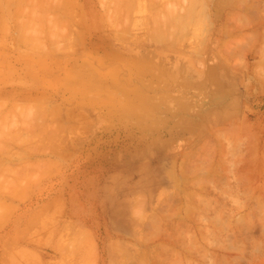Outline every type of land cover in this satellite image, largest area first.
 <instances>
[{"label": "rangeland", "instance_id": "rangeland-1", "mask_svg": "<svg viewBox=\"0 0 264 264\" xmlns=\"http://www.w3.org/2000/svg\"><path fill=\"white\" fill-rule=\"evenodd\" d=\"M5 1L0 0V8L4 9L1 10L3 13L0 11V20L1 17H5L3 18L5 24L0 22V159L2 160L0 161V190H2L0 192L5 190L3 195L0 194L2 198L0 199L2 202H0V264H124L126 263L124 258L129 260L126 264H138L133 258L135 257L138 262L140 251L148 252L147 254L152 251L160 261L163 258L164 263L154 259L160 264H264V59L262 58L264 57V24L261 23V20L264 22V0H247L248 2L242 0L249 6L237 0L240 2H238L240 5L237 3L238 7L242 9L231 7L230 9L229 6H226L227 8L224 6L222 10L219 9L218 15L221 16L219 18L216 10L210 7L213 0H209V6L205 7L206 10L209 9L208 15L206 10L205 13L203 12V15L209 17L203 24L209 23L203 25L202 19L200 24L197 23V28L201 25L198 29L204 31H201L203 35L193 26L198 12L190 23L193 27L187 26V31L183 29L188 33L187 35L185 33L180 36L183 31L173 35L168 34L167 38L172 36L168 43L173 42V37H176L174 40L179 37L184 40L185 36H188L187 41L182 40L185 44L195 38L190 42L194 43L193 47H196V41L205 39L202 41L203 45L197 44L198 48L201 47L199 56L191 53L194 48L190 43L186 45L188 47L185 46L187 49H183L184 44L179 39L178 42L176 40L173 42V47H171L173 43L167 44V40H164L165 42L160 40L166 46L159 43L156 38L154 41L153 33L150 39L149 32L155 27L150 22L154 18L149 20L148 17L149 15L155 17L162 3L163 5L167 3L164 0H156L161 5L159 4L160 7L158 5L157 8L154 6L155 9L143 5L141 0H136L134 3L137 4V9L134 12H132L134 3V7L132 3L129 7L131 10L128 6L124 7L130 10L127 13L130 15L128 17L125 16L127 10L125 12L123 6L119 8L121 3L124 4L123 0H120L117 9L120 10L119 13L116 9L117 12L113 11L114 7L112 8L113 1L119 0H110L111 2L108 0L110 3H106L105 0V3L109 4L105 6L101 4L102 0H66L69 4L72 3L70 5L74 8L81 4L80 8L76 7L75 10L66 2L62 4V6L66 5L63 9L60 6L62 0L60 3L59 0H54L53 3L52 0H43L41 1L43 4L40 3V6L34 8L30 5H33L34 0H26L29 4L23 0L28 7L22 0ZM19 1H22V4H18ZM49 2L52 4L50 5ZM55 2L59 4H56L58 10L54 7ZM174 2L176 7L179 6L178 8L183 6L177 3V0ZM181 3L187 4V2ZM243 3L248 7H244ZM110 4L111 9H108L107 6ZM46 5L54 7L56 10L53 8V11H58L59 15L63 13L64 19L68 18L67 22L64 19L62 21L61 16V18L57 17L56 21L54 12L50 9L48 12L49 7L44 10L46 14L42 15ZM38 7H43L40 8L42 11L38 10ZM106 7L110 15H107V9L104 11ZM115 7L117 8V5ZM59 9L65 12L61 13ZM235 9L239 11L233 12ZM70 11L75 12L73 13L76 17L75 23L70 20L69 14H72L69 13ZM122 11L124 15H120L121 23L124 21L122 19L129 17L130 23L134 21L128 26L129 30L132 29L131 34L128 32L127 24L124 26L126 29L124 27L122 29V26L128 23L127 20L125 19L126 22L121 25L118 19ZM47 12L48 14L53 12V15H50L55 23L51 18L50 21L46 19L48 25L44 23L45 20L43 23L40 22L42 16L47 18ZM112 12L116 18H107L114 16ZM151 12L152 14L147 15ZM1 13L7 14L1 16ZM230 13L235 16H231ZM145 14L146 16L143 17ZM156 14L160 19L158 15H162V12ZM203 15L200 18H203ZM82 17L85 19L82 20ZM131 17L134 20H131ZM142 17L144 20L147 17V21L152 26L148 25L147 21L149 27L143 25ZM10 18L15 19L13 21ZM104 18L119 21L121 27L115 25L114 21L115 26L108 25L110 21ZM59 20L61 21L58 22ZM69 20L74 25H70ZM34 22H37L35 26ZM224 24L230 28L233 26L231 31H235L231 32ZM131 25L136 28H132ZM235 25L241 26L240 30L238 26L235 29ZM51 26L56 28L53 29L55 31ZM139 26L142 27L141 30ZM114 27L115 30L122 29L120 35L123 34L122 37L125 39L130 35L129 40L118 37L119 40L126 41L125 45L124 42L116 39L119 31H114ZM224 27L231 33L226 32ZM17 28L21 31L18 32ZM24 28H28L26 32L22 31ZM34 28L40 31V36L43 34L40 37L43 39H38V31L34 32L35 35L31 34L36 30ZM194 30L202 38L197 39L193 35ZM29 31L33 37L35 36L34 39L38 37L37 42L41 40L40 43L44 45H40L42 49L40 47L36 49L38 47H35L36 40L34 46L32 43L28 47L33 40L26 46L31 38ZM48 31L54 32H50L54 40L57 34L55 43ZM20 32L23 35L27 33L28 38ZM224 32L229 36H224ZM18 33L24 38H18ZM204 33L207 35L205 36ZM59 34L66 38L61 40ZM111 34L116 35L114 37ZM74 37L80 38L82 42L78 40L76 42ZM67 38L70 40L72 38V41L68 39L66 43ZM49 39L52 44L49 43ZM224 39L227 44L230 42L228 40H231L228 45L232 46L231 50L221 42H225ZM175 42L182 47L177 46ZM70 43H74L75 48L71 47ZM155 43H159V46ZM221 45L226 47L231 57L235 56L232 57L233 59L228 58L223 61L220 66L217 63L219 59L217 56L221 55L219 53ZM25 46L27 48H24ZM64 46L66 50L69 46L72 49L68 48V52H63ZM76 46H79V49ZM69 49L77 50L71 52ZM236 60L239 62L238 65L243 60L240 65L242 69L238 67ZM200 62L202 67L199 66ZM234 62L236 65L233 64ZM215 64H219L220 68L215 67ZM219 76L222 80L215 85L214 79L220 78ZM6 95H9L7 96L9 98ZM21 97L24 99L21 100ZM37 98H43L46 107L50 106H48L50 110L47 107L49 113L46 107L45 110L40 108L43 101ZM27 100L32 101L28 103ZM52 105L55 107L53 108ZM56 106H60L56 109V111L60 109L57 113L60 121L53 119L56 117ZM10 107L19 108V111L17 109L13 111ZM20 109L23 110L21 113ZM16 110L18 117L15 114ZM42 110L47 111L46 114L44 112L40 114ZM8 112H11V115L14 112L15 118ZM50 112L55 117L53 115L50 117ZM70 112L72 114L69 115ZM3 115L5 119H1ZM71 115V119L76 123L66 122L68 118L71 120ZM73 115L77 118L81 116L85 122L91 120L88 122V128L81 117V126L73 125L79 124V118L76 120ZM46 116V119L50 117L52 121L46 120ZM62 116L67 118L63 119ZM39 117L44 118L45 121L42 119V122L45 126ZM222 121L225 123L222 124ZM37 124L36 127L39 128L35 127L36 132L32 134L35 131L33 127ZM40 125L44 127L42 129L45 134L38 133L41 130ZM204 126L207 130H204ZM35 133L45 137L41 136L39 140V136L37 137ZM200 135L207 137L203 139ZM230 140L235 146L240 143L238 149L233 148L237 150H234V153L230 152L234 146V143L230 144ZM32 144L33 146H30ZM219 149L225 151V154L230 150L228 154L231 156L224 155V152H221V155L233 159L232 161L224 159L231 162V164L228 162L231 169L228 165L225 168L229 170L221 166L223 160L219 159L221 163L218 164V158H223L219 154ZM205 157H209L206 159H210L208 163L211 162V165L215 162L216 168H212L215 167L213 165L208 166L207 161H204ZM172 158L176 160V164ZM247 160L254 161L253 163L250 161L249 166ZM171 161L174 162V168ZM243 161L247 163L244 166ZM233 162H236V165L235 163L233 165ZM189 163L191 164L188 169ZM192 165L194 169L201 166L200 170L207 166L212 168V171L211 169L201 171L204 172L202 179L207 173L219 174L220 170L225 172H220L225 177L221 174L218 176L213 174L215 177L213 176L214 179L211 181L207 179L211 176L208 174L209 176L205 178L206 181L209 180L207 183L204 184L206 181L203 179V184H200L201 180L199 185L195 184L198 179V177L194 179L197 175L195 171L199 169L190 170L193 169ZM238 165L240 168H237ZM247 167L252 171L250 172ZM168 169L172 171L176 169L173 172H176L174 175H178L176 178L179 181H176L174 175H172L174 182L171 175L170 180L169 177L167 178L172 174ZM239 169H242L241 172ZM167 170L169 174L166 173ZM258 171L260 174L256 176ZM248 173L254 179L253 184L250 182L252 185H248L249 181L243 178ZM201 175H198L199 178ZM240 176L246 183L238 179ZM175 181L179 182V188L174 187ZM242 184L243 186L247 184L249 187L244 188ZM5 193L9 196L4 195ZM139 194H142V197ZM259 194L260 196L263 194V198L259 197V199L257 197ZM192 195L195 196L193 199H191ZM137 203L141 205L135 208L134 204ZM138 208H141L140 211ZM134 209L137 210L136 213ZM140 212H143L144 216ZM137 213L143 218L140 216L137 218ZM133 218H137L138 224L136 220H132ZM140 218L145 223H141ZM153 219L154 223L156 222L154 226L150 223ZM154 260L151 263L157 264Z\"/></svg>", "mask_w": 264, "mask_h": 264}, {"label": "bare ground", "instance_id": "bare-ground-1", "mask_svg": "<svg viewBox=\"0 0 264 264\" xmlns=\"http://www.w3.org/2000/svg\"><path fill=\"white\" fill-rule=\"evenodd\" d=\"M4 1H5V0H4ZM22 1H23V0H22ZM22 1H19L18 4H22V3H21ZM30 1H31V0H30ZM41 1H43V0H40V1H39V0H36V1H35V0H34V3H37V4H34V3H33V5H32V4H30V5H31V7L33 6V8H34V6H37V5L40 6V5H41L40 3L43 4V2H41ZM49 1H50V0H49ZM53 1H54V0H52V3H53ZM60 1H61V0H59L58 3H60ZM102 1H103V2H101V4L104 5V6H105V5H109V4H106V3H110V2H111L110 0H109L110 2H108V0H107V2H106L105 0H102ZM112 1H113V0H112ZM121 1H122V0H121ZM121 1H120V0H119V1H113L114 4H115V5H114V4L112 3V8L114 7V10H113V11L117 12V11H118L117 9L122 8V6H123V10L125 9V10H124L125 12H126V10H127L126 13L124 12V13H125V16L128 17L129 14H127V13H128V11L131 10L129 7L132 6V4H133L134 2H136V0H134L133 2H131L130 0H125V1L123 0L124 4H125L126 6H124V4L121 3ZM141 1L143 2V3H142L143 5H145V6H146V5H149V6H147L148 8H149V7H150V8L152 7L151 9H155L154 6H156V8H157V6L160 4V2H157L158 0H157V1H156V0H146V1L141 0ZM160 1H162V0H160ZM165 1H167V3H166ZM172 1L174 2V1H176V0H171V1H170V0H164V2H165L166 4L164 3V5H163V3H162V7H161V8H158V10H160V11L158 12V10H157L156 13L160 14V12H162V15H161V14L158 15V16L160 17V19L156 16L157 14H156L155 12H153V13H155V17H152V16L150 17V15H149V17H148L149 20H150V18H154L153 21H150V22L153 23V24H154V27H155V28L153 27L154 29L151 30V32H149V33H151V34L148 33L149 35H151V36H150V39L152 38V33H153V37H154L153 40H154V41L158 40L159 43H161V44L164 45V46H166L165 43H163V42H165L164 40H167V41H166L167 44H170V43L172 44L175 40H176V42H178L177 39H179L181 42H182V40H183L182 37H181V38L179 37V38H177V39H175V40H174V38H176V37H173V39H172L173 42L168 43L170 37H172V36L169 35L170 37L167 38L168 34H172V35H173L174 33H175V34H177V33H182V31H183L182 34H179V35L181 36V35H183V34L186 33L184 30L187 31V29H186L187 26H188V27H189V26L191 27V26L193 25V24L190 25V23H191V21H193L196 17H197V18L195 19V20H196V21H195V24L193 25V26H195V28H197V26H198L197 23L200 24V21H201L200 19L203 20V21H201L202 24H203V23H204V20H208L207 17H209V16L206 17V15H203L205 12H206V14H207V11L209 10V9L206 10V8L209 6V4H208V1H209V0H183V1H182V0H177V3H180V5L183 4V6L180 7V8H178L179 6L176 7V5H174V3H176V2L173 3ZM179 1H180V2H179ZM210 1H211V0H210ZM239 1H242V0H239ZM239 1H237V0H215V1H214V0H213V1H212V4H210V7H211L212 9H215V10H216V13H217V15H218V12H220V10H222V9L224 8V6H225V7H226V6H229L228 8L231 7V8H233V9H234V8H239V10H240L241 7H238V5H240V4H239V3H240ZM244 1L248 2L247 0H244ZM244 1H242V2H244ZM5 2H8V3H9V1H5ZM23 2H24V1H23ZM25 2H26V0H25ZM25 2H24V5H26ZM56 2H57V1H56ZM56 2H55V4H54V5H55V6H54L55 8H56V4H58V3H56ZM63 2L65 3L66 0H64V1L62 0V2L60 3V6H62V4H64ZM72 2H73V1H72ZM105 2H106V3H105ZM181 2H187V4H185V3H181ZM238 2H239V3H238ZM242 2H241V3H242ZM246 2H244V3H246ZM26 3H27V2H26ZM49 3H50V2H49ZM52 3H50V5H51ZM66 3H68V2H66ZM78 3H79V2H78ZM104 3H105V4H104ZM120 3H121V5H120ZM131 3H132V4H131ZM137 3H138V2H137ZM168 3H169V4H168ZM237 3H238V5H237ZM244 3H243V5H244ZM1 4H2V3H1ZM5 4H6V3H5ZM5 4H4V5H5ZM27 4H29V2H28ZM68 4H69V3H68ZM70 4H72V3H70ZM70 4H69L68 6H71ZM73 4H75V3H73ZM129 4H131V5H129ZM134 4H135V3H134ZM134 4H133L132 7H134ZM184 4H185L186 6H185ZM246 4H247V3H246ZM246 4L244 5V7H245V6H246V7L249 6L248 4H247L248 6H247ZM44 5H45V4H44ZM58 5H59V4H58ZM58 5H57V7H58ZM76 5H77V2H76ZM80 5H81V4H80ZM80 5H78V6H76V7H79ZM113 5H114V6H113ZM116 5H117V8L115 7ZM119 5H120V6H119ZM136 5H137V4H135V7H134V9H133L132 12H134V10L137 9ZM143 5H142V7H143ZM160 5H161V4H160ZM160 5H159L158 7H160ZM0 6H1V5H0ZM7 6H8V5H7ZM42 6H43V5H42ZM46 6H47V5H46ZM60 6H59V7H60ZM64 6H66V5H63L62 8H63ZM74 6H75V5H74ZM118 6H119V8H118ZM127 6H128V9H130V10L126 9ZM241 6H242V4H241ZM26 7H28V6L26 5ZM31 7H29V8H31ZM44 7H45V6H44ZM48 7H49V6H47V7H45V8H43V7H38V10H40V8H41V9L43 8V13H41V14L43 15V14H46V11L44 12V10L47 9ZM54 7L50 6L47 10L50 9V10L53 11V10L55 9ZM76 7H75V8H76ZM102 7H103V6H102ZM107 7H108V9H111V4H110V6H107ZM107 7L104 8V11H105V9H107ZM109 7H110V8H109ZM124 7H126V8H124ZM205 7H206V8H205ZM4 8H6V7H4ZM8 8H10V7L8 6ZM53 8H54V9H53ZM64 8H66V7H64ZM64 8H63V9H64ZM71 8H73V9L75 10V8H74L73 6H71ZM71 8H67V9H71ZM79 8H80V7H79ZM226 8H227V7H226ZM231 8H230V9H231ZM56 9L58 10V8H56ZM56 9H55V10H56ZM108 9H107L106 13H107V15H108V14L110 15V13H108ZM115 9H116L117 11H116ZM151 9H147V11H149V10H150V11H153V10H151ZM219 9H220V10H219ZM241 9H242V8H241ZM1 10H2V9L0 8V11H1ZM3 10H4V9H3ZM3 10H2V11H3ZM5 10H6V9H5ZM36 10H37V9H36ZM50 10H49L48 12H50ZM59 10H60V9H59ZM71 10H72V9H71ZM79 10H80V9H79ZM96 10H97V9H96ZM205 10H206V11H205ZM218 10H219V11H218ZM239 10H238V11H239ZM2 11H1V12H2ZM40 11H42V10H40ZM62 11H63V10L61 9L60 12L62 13ZM68 11H69V10H68ZM109 11L111 12V10H109ZM119 11H120V10H119ZM119 11H118V13H119ZM204 11H205V12H204ZM238 11H236V9H235V11H233V12L237 13ZM35 12H36V11H35ZM38 12H39V11H38ZM48 12H47V14H48ZM53 12H54V11H53ZM53 12H52V13H53ZM60 12H59V13H60ZM63 12H65V10H64ZM80 12H81V11H80ZM115 12H114V13H115ZM197 12H198V13H197ZM201 12H202V14H200ZM203 12H204V13H203ZM223 12H225V9H224ZM223 12H222V13H223ZM233 12H232V13H233ZM2 13H3V12H2ZM2 13H1V16H4V15L7 14V13L9 14L10 11L7 12V13H4L3 15H2ZM52 13H49L48 16H49L50 14L53 15ZM57 13H58V11L54 12V15H53V16L55 17L54 19H55V20H56V19L58 20V18H61V17H62L61 19H62V21H63V19L65 18V17H64V14L62 13V14L59 15V14H57ZM69 13H72V14H69ZM69 13H68V14H69L70 20L73 21V22L75 23V19H76V17H74V14H73V13H75V12H71V11H70ZM77 13H78V12H76V14H77ZM81 13H82V12H81ZM118 13H115V14H118ZM130 13H131V12H130ZM195 13H197V16H196V17H195ZM56 14L59 15V16H57ZM104 14H105V13H104ZM111 14H113V12H112ZM148 14H152V12H151V13H147V15H148ZM198 14H200V15H198ZM230 14H231V13H230ZM51 15L49 16V18H48V16H46L47 18H45V17L42 16V17H41L42 20L40 19L41 21H40V20H39V21H40L41 23H43V20H45L44 23L46 22V24L48 25L47 21H48V20L50 21V18L52 19V16H51ZM55 15H56V16H55ZM62 15H63V16H62ZM84 15H85V14H84ZM105 15H106V14H105ZM113 15H114V14H113ZM120 15H122V16L124 15V14H123V11H122V14H119L118 16H120ZM132 15H133V13H131V16H132ZM153 15H154V14H153ZM201 15L204 16V17L202 16L204 19H203V18H200ZM207 15H208V14H207ZM223 15H224V14H223ZM228 15H229V14H228ZM232 15L235 16V14H231V16H232ZM44 16H45V15H44ZM60 16H61V17H60ZM65 16H66V13H65ZM72 16H73V18H72ZM75 16H76V15H75ZM114 16H115V17H114ZM114 16H113V17H107V18H113V19H114V18H116V15H114ZM125 16H124V17H125ZM129 16H130V15H129ZM145 16H146V14H145L143 17H145ZM193 16H194L195 18H194ZM9 17H10V15H9ZM57 17H58V18H57ZM67 17H68V16H67ZM78 17H79V16H78ZM84 17H85V16H84ZM84 17H82V20L85 19ZM132 17H134V16H132ZM132 17H131V20H134ZM136 17H137V16H136ZM143 17H142V19H143ZM211 17H212V16H211ZM219 17H221V16L218 15V18H219ZM1 18H2V20H0V22H1V21L3 22V21H4L3 18H5V17H1ZM71 18H72L73 20H72ZM74 18H75V19H74ZM80 18H81V17H80ZM83 18H84V19H83ZM117 18H118V17H117ZM120 18H121V16H120L118 19H119V21H120V24L122 25V24H124V21H125L126 18L122 19V20H124V21H122V23H121V19H120ZM205 18H206V19H205ZM230 18H231V17H230ZM230 18H229V19H230ZM232 18H233V17H232ZM8 19H9V18H8ZM10 19H11V18H10ZM12 19H13V21H14L15 18H12ZM12 19H11V20H12ZM16 19H17V18H16ZM46 19H47V21H46ZM67 19H68V18H67ZM67 19H66V20L64 19V20L67 22ZM104 19H106V18H104ZM113 19H112L111 21H110V19H106V20H108V22H109V21L111 22V24H110V22H109L108 25H114V23H115V25H119L118 27L120 28L121 26H120V24H119V21L116 22L117 20L115 21V20H113ZM129 19H130V17H129L128 19H126L128 23H125V24L122 26V29H123V27H124L126 24H127L126 27L128 28V26H129L131 23L134 22V21H132V22L130 23V22L128 21ZM197 19L199 20V22H198ZM216 19H217V18H216ZM5 20H7V18H6ZM57 20H56V21H57ZM70 20H69V21H70ZM80 20H81V19H80ZM106 20H105V21H106ZM217 20H218V19H217ZM15 21H16V20H15ZM52 21L55 23V21H54L53 19H52ZM60 21H61V20H59L58 22H60ZM71 21H70V25H71V24L74 25ZM113 21H114V23H113ZM140 21H141V20H139L138 22L140 23ZM143 21L145 22V23L142 22L143 25L145 24V25L147 26V24H146L147 17H146L145 20L143 19ZM214 21H215V19H214ZM2 22H1V23H2ZM4 22H5V21H4ZM4 22H3V23H4ZM6 22L8 23V20H7ZM9 22H10V21H9ZM16 22H17V21H16ZM40 22H38V23L40 24ZM125 22H126V21H125ZM138 22H137V23H138ZM212 22H213V18H212ZM234 22H235V21H234ZM237 22H238V21H237ZM3 23H2V24H3ZM34 23H35V24H34V26H35L37 22H34ZM54 23H53V27H54ZM112 23H113V24H112ZM117 23H118V24H117ZM137 23H135V25H137ZM147 23H148V25H150V23H149L148 21H147ZM207 23H209V22H207ZM207 23L205 22L206 25H207ZM215 23H216V22H215ZM225 23H226V22H225ZM227 23H228V22H227ZM238 23H239V22H238ZM238 23H237V24H238ZM261 23L264 24L263 20H261ZM261 23H260V24H261ZM4 24H5V23H4ZM46 24H45V25H46ZM49 24H50V23H49ZM56 24H57V22H56ZM205 24H203V25H205ZM234 24H235V23H234ZM234 24H232V25H234ZM0 25H1V24H0ZM37 25H38V24H37ZM50 25H51V24H50ZM50 25H49V26H50ZM115 25H114V26H115ZM132 25H134V24H132ZM132 25H131V26H132ZM143 25L141 24V26H143ZM224 25H225V27H228L227 24H224ZM232 25H231V26H232ZM65 26H66V25H65ZM131 26H130V28H131ZM141 26H139V29H140ZM150 26H152V24H151ZM193 26H192V27H193ZM237 26L239 27V29H238V28H237V29L240 30L241 26H239V25H237ZM237 26L235 25L234 28L236 29ZM53 27L51 26L52 30H53V29H56V28H53ZM106 27H107V25H106ZM118 27H117V28H118ZM126 27H124V28L126 29ZM133 27L136 28V26H132V28H133ZM143 27H144V26H143ZM148 27H149V26H147V28H148ZM202 27H203V26H202ZM209 27H210V26H209ZM211 27H212V25H211ZM225 27H224V29L226 30ZM232 27H233V26H232ZM232 27H231V28H232ZM51 28H50V29H51ZM62 28H63V27H62ZM62 28H61V29H62ZM137 28H138V27H137ZM141 28H142V27H141ZM145 28H146V27H145ZM145 28H143V29H145ZM198 28H201V25H200ZM198 28H197V29H198ZM229 28H230V27H228V29H229ZM231 28L229 29L230 31H231ZM243 28H244V26H243ZM17 29H18V32L21 31L20 28H17ZM26 29H28V28H26ZM26 29L24 28V30H22V31H23V32H24V31L26 32ZM34 29H36V30L33 31V32H31L32 35H33L34 32H37V31H38L37 28H34ZM122 29H121V30H122ZM139 29H138V30H139ZM149 29H152V28H149ZM183 29H184V30H183ZM188 29H190V28H188ZM193 29H194V28H193ZM197 29H195V30H197ZM224 29H223V30H224ZM228 29L226 30V32L228 31ZM232 29H233V28H232ZM8 30H9V29H8ZM48 30H49V29H48ZM63 30H64V28H63ZM121 30H119V29L115 30V27H114V31H119V35H118V33H117L118 36H116V39H118V37L121 36V38H124V40H129V36H130V35H128V37H126L127 39H125V37H122V36H123L122 33H121L122 35H120V31H121ZM128 30H129V28H128ZM140 30H141V29H140ZM171 30H172V31H171ZM190 30H192V28H191ZM195 30H194L193 32H195ZM206 30H209V29L206 28ZM53 31H55V30H53ZM53 31H50V32H53ZM78 31H80V30H78ZM114 31H112V33H113ZM123 31H127V30H123ZM131 31H132V29L129 30L128 32L130 33ZM133 31H134V30H133ZM146 31H148V30H146ZM152 31H153V32H152ZM201 31H203V30H202V29H201V30L198 29V32H199L200 34H202ZM230 31H228L229 34H230L231 32H233V31H235V30H233V31H231V32H230ZM48 32H49V31H48ZM50 32H49V34H50ZM80 32H81V31H80ZM80 32H78V33H80ZM188 32H189V30H188ZM198 32L196 31L195 33H193V35H195V37H197V39H200V38H202V36H199V35H198ZM203 32H204V31H203ZM205 32H206V31H205ZM20 33H21V35H23L22 32H20ZM20 33H18V38H21ZM28 33H29V35H31V34H30V31H29ZM37 33L39 34L40 31H38ZM37 33H36V34H37ZM53 33H54V32H53ZM55 33H56V32H55ZM115 33H116V32H115ZM125 33H126V32H125ZM132 33H133V32H132ZM206 33H207V32H206ZM224 33H225V32H224ZM62 34H63V33H62ZM130 34H131V33H130ZM187 34H188V33H186L185 35H187ZM207 34H208V33H207ZM207 34H206V35H207ZM229 34H226V33H225L224 36H225V35H226V36H227V35L229 36ZM12 35H13V34H12ZM19 35H20V37H19ZM32 35L29 36V38H30V37H31V38H30V40L27 41V45H26V44H24V45L28 46V42L31 41V40H33V42H31V44H30L28 47H30V46L32 45V43H33V46H34L35 40H36V42H37L38 39H43V38H40V37L43 36V34H41V36H40V34H39V38L36 37V38H38V39H36V38L34 39L35 36L33 37ZM34 35H35V33H34ZM51 35H52V34H50V36H51ZM67 35H70V34H67ZM82 35H83V34L81 33L80 36H82ZM111 35L115 37L116 34H114V35L111 34ZM125 35H126V34H125ZM125 35H124V36H125ZM196 35H197V36H196ZM202 35H203V34H202ZM204 35H205V33H204ZM206 35H205V36H206ZM217 35H218V34H217ZM222 35H223V34H222ZM14 36H15V35H14ZM23 36H24V37L26 36L25 38H28V34H27V33H26V35L24 34ZM52 36H53V35H52ZM52 36H51V39H52V40L54 41V43H55V42L57 41V39H56L57 34H55V36H56V37H55V40L52 38ZM60 36H61L62 38H61ZM126 36H127V35H126ZM136 36H137V35H136ZM174 36H177V35H174ZM198 36H199V37H198ZM15 37H17V35H16ZM24 37H22L21 39H23ZM32 37H33V39H32ZM59 37L61 38V40L66 38V36H65V38H63V35H61V34H59ZM185 37H186V39L188 40V36H185ZM222 37H223V36H222ZM18 38H17V39H18ZM47 38H50V37H47ZM57 38H58V37H57ZM72 38H73V37H72ZM72 38H71V40H70V38H67V39H66V40H67L66 43H68V39H69L70 41H72ZM74 38H75V37H74ZM112 38H113V37H112ZM130 38L132 39L133 37H130ZM155 38H156V40H155ZM164 38H165V39H164ZM166 38H167V39H166ZM203 38H204V36H203ZM15 39H16V38H15ZM21 39H18V40H21ZM51 39H49V40H50L49 43H51ZM75 39H76V42H77V40H78V41H81L80 38L77 39V37H76ZM79 39H80V40H79ZM110 39H111V37H110ZM116 39L114 38V40H116ZM119 39H120V38H119ZM119 39H118V40H119ZM135 39H136V38H135ZM135 39H133V40H135ZM137 39H138V38H137ZM150 39H149V40H150ZM186 39L184 38L183 41H185ZM194 39H195V38H194ZM194 39H192V40H194ZM197 39H196V40H197ZM46 40H47V39H46ZM61 40H60V42H61ZM124 40L121 39V40H119V41L124 42ZM160 40H163V42H162V41L160 42ZM170 40H171V39H170ZM187 40H186V41H187ZM192 40H191L190 42H192ZM222 40H223V39H222ZM224 40H225V39H224ZM13 41H15V40H13ZM53 41H52V42H53ZM58 41H59V40H58ZM70 41H69V42H70ZM73 41H74V39H73ZM116 41H117V40H116ZM119 41H117V42H119ZM180 41H179V43H180ZM199 41H200V40H199ZM202 41H205V39H203V40L201 39L200 42H197V41H196V43H197V44L200 43L201 45H203L204 42H203V44H202ZM220 41H221V40H220ZM228 41H230L229 43H231V40H228ZM228 41H227V42H228ZM16 42H17V41H16ZM25 42H26V41L24 40V43H25ZM40 42H41V40H40L39 42H37V45L35 44V47L38 46L36 49H38V48L40 47V45H42ZM63 42H64V41H63ZM76 42H75V43H76ZM81 42H82V41H81ZM125 42H126V41H125ZM125 42L123 43L124 45H125ZM149 42H150V41H149ZM152 42H153V41H152ZM176 42H175V43H176ZM190 42H189V43H190ZM193 42H194V41H193ZM221 42H222V43H225L224 46H226V47L229 45V43H228V44L226 43V40H225V42H224V41H221ZM20 43H21V42H20ZM42 43H43V41H42ZM47 43H48V42H47ZM49 43H48V44H49ZM57 43H58V42H57ZM57 43L54 44V45L56 46ZM119 43H120V42H119ZM127 43H128V42H127ZM159 43H157V44L155 43V44H156L157 46H159V45H158ZM189 43H187V44L189 45ZM196 43H195V44H196ZM38 44H39V45H38ZM44 44H45V43H44ZM51 44H52V43H51ZM51 44H50V46H51ZM61 44H62V43H61ZM64 44H65V42H64ZM70 44H72V46L70 45L71 47L75 48V45L73 46L74 43H70ZM79 44H80V42H79ZM152 44H153V43H152ZM176 44H177V46H181L182 44H184V45H183V46H184L183 49L186 48V47H188V46H186L187 44H185V42H184V43L182 42V44L180 43L181 45H180V44L178 45V43H176ZM190 44H191V43H190ZM192 44L194 45V43H192ZM192 44H191V45H192ZM197 44H196V47H197L198 45L200 46V44H198V45H197ZM226 44H227V45H226ZM67 45H68V44H67ZM76 45H77V43H76ZM150 45H151V43H150ZM173 45H174V43L172 44V46H171V45H168V46L173 47ZM193 45H192L191 47L194 48V49L191 51V53H193V54L199 56V54H200V52H201V47H199V48L197 47V48H196V47H193ZM26 46H25L24 48H27ZM33 46H32V47H33ZM42 46H44V45H42ZM42 46H41V47H42ZM57 46L59 47V43H58ZM70 46H69V47L66 46V47H67V50H68V48H70ZM84 46H85V45H84ZM145 46H146V45H145ZM164 46H162V47L164 48ZM175 46H176V45H175ZM175 46H174V47H175ZM177 46H176V48H177ZM185 46H186V47H185ZM194 46H195V45H194ZM221 46H222V48H221ZM221 46H219V47H220V49H219V53H221V55H218V56H217V59H218V57H219V59H218V62L216 61L217 63L220 64V66H221V63H222L223 61H226L228 58L233 59V58H234L233 56H235V55H233V56H232L233 58H232V57L229 55V51L227 52V50L225 49L226 47H224L223 45H221ZM35 47H33V48H35ZM41 47H40V48H41ZM76 47H77V46H76ZM78 47H79V46H78ZM78 47H77V49H79ZM149 47H150V46H149ZM181 47H182V46H181ZM189 47H190V46H189ZM230 47H232V46H230ZM230 47L228 46L227 48H228L229 50H231ZM40 48H39V49H40ZM43 48H44V47H43ZM56 48H57V47H56ZM152 48H153V47H152ZM152 48H151V49H152ZM159 48H161V47H159ZM166 48H167V47H166ZM179 48H180V47H179ZM41 49H42V48H41ZM64 49H65V46H64ZM70 49H72V48H70ZM70 49H69V50H70ZM77 49H73L72 51L77 50ZM125 49H126V48H125ZM137 49H138V48H137ZM141 49H142V48H141ZM155 49H156V48H155ZM157 49H158V47H157ZM186 49H187V48H186ZM186 49H185V50H186ZM67 50L65 49V50H63V52H68ZM130 50H131V49H130ZM162 50H163V49H162ZM169 50H170V49H169ZM169 50H168V51H169ZM172 50H173V48H172ZM185 50H184V51H185ZM189 50H190V48H189ZM210 50H211V49H210ZM217 50H218V49H217ZM70 51H71V50H70ZM72 51H71V52H72ZM140 51H141V50H140ZM187 51H188V50H187ZM187 51H185V52H187ZM206 51H207V49H206ZM122 52H123V51H122ZM148 52H149V51H148ZM162 52H163V51H162ZM165 52H166V51H165ZM176 52H177V51H176ZM188 52H189V51H188ZM207 52H208V51H207ZM230 52H231V51H230ZM160 53H161V52H160ZM191 53H190V54H191ZM215 53L217 54V52H215ZM147 54H148V53H147ZM216 54H215V55H216ZM185 55H186V54H185ZM187 55H188V53H187ZM147 56H148V55H147ZM162 56H163V55H162ZM197 56H196V57H197ZM134 57H136V56H134ZM188 57H189V55H188ZM160 58H161V57H160ZM262 58L264 59V57H262ZM151 59H152V58H151ZM191 59L193 60V58H190V60H191ZM195 59H196V58H195ZM197 59H198V58H197ZM202 59H203V58H202ZM263 59H261V60L263 61ZM180 60H181V59H180ZM198 60H200V59H198ZM142 61H143V60H142ZM177 61H178V60H177ZM196 61H197V60H196ZM230 61H231V60H230ZM230 61H229V62H230ZM236 61H237V60H236ZM241 61L243 62V60H241ZM241 61H240V62H241ZM245 61H246V60H245ZM145 62H146V61H145ZM164 62H165V61H164ZM189 62H190V61H189ZM198 62H199V61H198ZM231 62H232V61H231ZM242 62L240 63V65L242 64ZM138 63H139V62H138ZM148 63H149V62H148ZM175 63H176V61H175ZM181 63H182V62H181ZM224 63H225V62H224ZM238 63H239V62L237 61V65H238ZM245 63H246V62H245ZM197 64H199V63H197ZM219 64H215V65H216L215 67H219ZM231 64H232V63H231ZM233 64L236 65L235 62H234ZM243 64H244V63H243ZM145 65H146V64H145ZM147 65H148V64H147ZM200 65H202V62H200L199 66H200ZM222 65H223V64H222ZM240 65H238V67H239ZM181 66H182V65H181ZM183 66H184V65H183ZM187 66H188V65H187ZM189 66H191V65L189 64ZM232 66H233V65H231V67H232ZM244 66H245V64H244ZM143 67H144V66H143ZM200 67H202V66H200ZM215 67H213V68H215ZM139 68H140V67H139ZM181 68H182V67H181ZM190 68H191V67H190ZM219 68H220V67H219ZM233 68H234V67H233ZM236 68H237V66H236ZM239 68H241V66H240ZM142 69H143V68H142ZM182 69H185V68H182ZM182 69H181V70H182ZM186 69H187V68H186ZM241 69H242V68H241ZM206 70H207V69H206ZM227 70L229 71V69H227ZM230 70H231V68H230ZM182 71H183V70H182ZM160 72H161V71H160ZM171 72H172V71H171ZM173 72H174V71H173ZM177 72H178V71H177ZM179 72H180V71H179ZM208 72H209V71H208ZM153 73H154V72H153ZM209 73H210V72H209ZM213 73H214V72H213ZM174 74H176V73H174ZM174 74H172V76H173ZM177 74H179V73H177ZM220 74H221V73H220ZM183 76H184V75H183ZM217 77H218V76H217ZM217 77L214 79V81L216 82L215 85H217V83L219 84L220 81L222 80V78H221L220 76H219L220 78H217ZM222 77H223V76H222ZM263 77H264V75H263ZM190 78H191V77H190ZM212 78H213V77H212ZM234 78H235V77H234ZM263 80H264V78H263ZM12 82H13V80H12ZM25 82H26V81H25ZM16 83H17V82H16ZM16 83H15V84H16ZM243 83H244V82H243ZM243 83H242V84H243ZM245 83H247V82H245ZM26 84H27V83H26ZM30 84H31V83H30ZM198 84H199V83H198ZM236 84H237V83H236ZM23 85H24V84H23ZM238 85H239V84H238ZM240 85H241V84H240ZM244 85H245V84H244ZM246 85H247V84H246ZM219 86H220V85H219ZM17 88H18V86H17ZM245 88H246V86H245ZM215 89H216V88H215ZM3 91H4V90H3ZM3 91H2V92H3ZM5 91H6V90H5ZM13 92H15V91H13ZM17 92H18V90H17ZM4 93H5V92H4ZM31 93H32V92H31ZM1 94H2V93H1ZM25 94H26V93H25ZM27 95H28V94H27ZM30 95H31V94H30ZM238 95H239V94H238ZM7 96H9V95H6V97H7ZM10 96H11V98H12V95H10ZM13 96H15V95H13ZM18 96H19V95H18ZM32 96H33V95H32ZM2 98L4 99V97H2ZM7 98H9V97H7ZM11 98H10V100H12ZM22 98L24 99V97H21V100H23ZM32 98H34V97H32ZM32 98H31V99H32ZM13 99H14V97H13ZM37 99H38V98H37ZM39 99H40V98H39ZM39 99H38V100H39ZM42 99H43V98H42ZM42 99H40V100H42ZM0 100H1V99H0ZM15 100H16V99H15ZM17 100H18V99H17ZM19 100H20V99H19ZM29 100H30V99H29ZM29 100H27L26 102H28ZM32 100H33V99H32ZM32 100H31V101H32ZM35 100H36V99H35ZM46 100L49 102L48 99H46ZM46 100H45V101H46ZM229 100H230V99H229ZM31 101H30V102H31ZM42 101H43V102H42ZM42 101H41V102H42L43 104H41L40 108H41V109L43 108V110L46 109V110L48 111L47 107H48L49 105L46 107L47 104H44V100H42ZM30 102H28V103H30ZM36 102H37V101H36ZM9 103H10V101H9ZM45 103H47V102H45ZM49 103L51 104V102H49ZM7 104H8V103H7ZM7 104H6V105H7ZM39 104H40V103H39ZM9 105H10V104H9ZM15 105H17V103H16ZM27 105H28V104H27ZM43 105H45V106H43ZM30 106H31V105H30ZM53 106H54V105H52V107H53ZM34 107H35V106H34ZM44 107H46V108L44 109ZM49 107H50V106H49ZM49 107H48V108H49ZM52 107H51V108H52ZM54 107H55V106H54ZM54 107H53V108H54ZM57 107L60 108V106H56L55 111H56ZM7 108H8V107H7ZM10 108H12V107H10ZM30 108H31V110H32L33 106L30 107ZM30 108H27V109L30 110ZM35 108H36V110L38 111L37 107H35ZM40 108H39V109H40ZM61 108H62V107H61ZM0 109H1V107H0ZM4 109H5V108H4ZM12 109H13V111H15V109H17V108H16V107H13ZM12 109H11V110H12ZM17 110L19 111V108H18ZM17 110H16V112H17ZM43 110L40 111V114H43V112H44ZM49 110H50V108H49ZM59 110H60V109H58V111H59ZM72 110H73V109H72ZM77 110H78V109H77ZM1 111H2V110H1ZM9 111H10V110H9ZM21 111H23V110L20 109V113H21ZM47 111H46V112H47ZM52 111H53V109H52ZM55 111H54V112H55ZM58 111L55 112V113H56V114H55L56 117H55L51 112H50V113H51V116H50L49 114H48V115H49L50 117H52V115H53V117H55V118H53V119H55V121H57V119H58V118H57V115H58L57 113H59ZM82 111H83V110H82ZM82 111H81V112H82ZM11 112H12V111H11ZM11 112H10V113H11ZM41 112H42V113H41ZM46 112H44V113L46 114ZM54 112H53V113H54ZM79 112H80V111H79ZM6 113H7V112H6ZM6 113H5V115H6ZM8 113H9V112H8ZM10 113H9V115H11ZM13 113H14V112H13ZM13 113H12L11 116H13V115L16 116V115H17V117H18V112L15 113L16 115L13 114ZM48 113H49V111H48ZM74 113H75V112H74ZM45 114H44V116H45ZM65 114H66V113H65ZM65 114H64V115H65ZM70 114H72V113L70 112L69 115H70ZM76 114H77V113H76ZM216 114L220 115L219 113H216ZM79 115H81V114L79 113ZM79 115H77V116H79ZM84 115H85V114H84ZM218 115H217V117H218V119H219V116H218ZM0 116H1V112H0ZM11 116H10V117H11ZM14 116H13V117H14ZM40 116H41V115H40ZM44 116H43V117H44ZM49 116H48V117H49ZM59 116H61V115H59ZM59 116H58V117H59ZM67 116H68V115H67ZM67 116H66V117L64 116V117L67 118ZM73 116H74V119L77 118L75 115H73ZM82 116H83V114H82ZM7 117H9V116L7 115ZM43 117H42V119L44 120ZM50 117H49V118H50ZM64 117L62 116L63 119H65ZM68 117H69V116H68ZM71 117H72V115L70 116V119H71ZM75 117H76V118H75ZM80 117H81V116H80ZM80 117H78L79 120H78V118L76 119V120L79 121V122L77 121L79 124H73V125H80V122H81ZM234 117H236V116H234ZM234 117H233V118H234ZM14 118H15V117H14ZM14 118H12V119H14ZM39 118H40L39 120L42 122L41 117H39ZM46 118H47V116L45 117V119H46ZM49 118L46 119V120H50ZM62 118H61V120H62ZM83 118H84V117H83ZM87 118H88V117H87ZM87 118H85V119H87ZM211 118H212V117H211ZM1 119H5V118H4V115L2 116ZM9 119H10V118H9ZM9 119H8V120H9ZM59 119H60V118H59ZM59 119H58V121H60ZM81 119H82V117H81ZM238 119H240V118L238 117ZM238 119H237V120H238ZM6 120H7V119H6ZM8 120H7V121H8ZM68 120H69V118H68ZM68 120L66 121V122H68V123H69L70 121H74V122H75V120H72V119L69 120V121H68ZM209 120H210V119H209ZM209 120H208V122H209ZM213 120H214V119H213ZM230 120H231V119H230ZM235 120H236V119H235ZM35 121H36V120H35ZM44 121H45V120H44ZM50 121H52V120H50ZM64 121H65V120H64ZM82 121L85 122L84 119H82ZM89 121H91V120H89ZM89 121L86 120V122H85V123H87V124H85L86 128H88L87 125L89 126V123H88ZM37 122H38V120H37ZM48 122H49V121H48ZM84 122H83V123H84ZM231 122H232V123H235V122H233V121H231ZM4 123H5V122H4ZM34 123H35V122H34ZM45 123H46V122H45ZM72 123H73V122H72ZM75 123H76V122H75ZM223 123H225V122L222 121V124H223ZM42 124L44 125V122H42ZM208 124H209V123H208ZM214 124H216V122H215ZM230 124H231V123H230ZM36 126H38V124L35 125L33 128L35 129ZM40 126H41V130L43 131L44 129H42V128H44V127H42V125H40ZM44 126H45V125H44ZM80 126H81V125H80ZM83 126H84V125H83ZM83 126H82V127H83ZM215 126H216V125H215ZM218 126H219V125H218ZM75 127H76V126H75ZM206 127H207V126H206ZM222 127H223V126H222ZM36 128H39V127H36ZM77 128H78V127H77ZM79 128H80V127H79ZM79 128H78V130H81V129H79ZM207 128H208V127H207ZM211 128H212V127H211ZM216 128H217V127H216ZM216 128H214V129H216ZM31 129H32V128H31ZM34 129H33V130H34ZM212 129H213V128H212ZM224 129H225V128H224ZM26 130H27V129H26ZM39 130H40V129H39ZM39 130L37 129V131H39ZM41 130H40V132H38L39 134L44 133V131L42 132ZM82 130H83V128H82ZM204 130H207V129H205V126H204ZM204 130H202V131H204ZM210 130H211V129H210ZM217 130H219V129H217ZM217 130H215V131L213 130V131L216 132ZM83 131H84V130H83ZM30 132H31V130H30ZM30 132H29V133H30ZM34 132H36V129H35V131L32 132V134H33ZM78 132L80 133V131H78ZM85 132H86V131H85ZM85 132H84V133H85ZM204 132H205V131H204ZM204 132H203V133H204ZM74 133H76V132H74ZM81 133H82V132H81ZM206 133H207V132H206ZM32 134L30 133L31 136H32ZM39 134H36V133H35V135H36L37 137L39 136V140H40V137L43 136V135H39ZM44 134H45V133H44ZM75 135H76V134H75ZM77 135H78V133H77ZM77 135H76V136H77ZM203 135H204V134H203ZM203 135H200L201 137H203V139H204L205 137H207V136H203ZM206 135H207V134H206ZM82 136H84V135H82ZM43 137H45V136H43ZM79 137H80V136H79ZM18 138H19V137H17V139H18ZM42 139H43V138H42ZM205 140H207V138H206ZM205 140H204V141H205ZM43 141H44V139H43ZM231 141H232V140H230V144H231V143H234V142H231ZM230 144H229V145H230ZM236 144H237V143H236ZM239 144H240V143H239ZM239 144H237V146H235V143H234V146L232 147V149L235 148V147H236V149H238V145H239ZM249 144H250V143H249ZM249 144H248V145H249ZM34 145H35V144H34ZM248 145H247V147H248ZM30 146H33V144L30 145ZM230 146H231V145H230ZM239 147H240V145H239ZM256 147H257V146H256ZM209 148H210V147H209ZM229 148H230V147H229ZM236 149H233L232 151H230V150H231V148H230L229 151L234 153V150L237 151ZM219 150H220V152H219L220 155L224 152V153H223L224 155H230V156H231V154H228L229 151H228V153L225 154V151H222L221 149H219ZM245 150L247 151V149H245ZM250 151H251V150H250ZM252 151H253V149H252ZM257 151H258V150H257ZM214 152H216V151H214ZM217 152H218V151H217ZM221 152H222V153H221ZM255 152H256V151H255ZM233 153H232V154H233ZM256 154H257V153H256ZM256 154H255V155H256ZM174 155H175V154H174ZM185 155H187V153H186ZM185 155H184V156H185ZM210 155H211V153H210ZM210 155H209V156H210ZM212 155H213V154H212ZM220 155H219V156H220ZM253 155H254V154H253ZM253 155H252V156H253ZM257 155H258V154H257ZM171 156H172V155H171ZM219 156H218V157H219ZM221 156H222V155H221ZM249 156H250V155H249ZM214 157H215V156H214ZM222 157H223L222 159H221V158H218V161H217L218 164L221 163V162H219L220 160H223L224 162L222 161V164H223V165L221 164V166L225 168V166L228 165V168H229V167L231 166V165H230V164H231L230 161H232L233 159L230 160V157H229V159H228V157H226V156H222ZM224 157H226V158H224ZM232 157H233V156H232ZM232 157H231V158H232ZM250 157H251V156H250ZM250 157H249V158H250ZM263 157H264V155H263ZM206 158H209V157H205V159H206ZM234 158H235V157H234ZM251 158H252V157H251ZM172 159H174V158H172ZM172 159H170V160H172ZM205 159H204V161H207V163H208V161L210 160V159H206V160H205ZM213 159H215V158H213ZM219 159H220V160H219ZM224 159H225V160H230V161H228L230 164H228V162L225 161ZM253 159L255 160V158H253ZM257 159H258V158H257ZM261 159H262V158H261ZM261 159H260V160H261ZM23 160H24V159H23ZM202 160H203V159H202ZM243 160H244V159H243ZM254 160H250L251 162L247 160V161H248V165L250 166L249 162H250V163H253ZM0 161H2V160L0 159ZM173 161L175 162L176 160L174 159ZM235 161H236V160H235ZM255 161H257V160H255ZM171 162H172V161H171ZM174 162H172V167H173V168H174V166H175V165L173 166ZM189 162H190V161H189ZM191 162H192V161H191ZM213 162H214V161H213ZM238 162H239V161H238ZM194 163H195V162H194ZM201 163H202V162H201ZM234 163H235V165H236V162H233L232 164L234 165ZM167 164H168V163H167ZM169 164H170V162H169ZM175 164H176V162H175ZM190 164H191V163H189V164H188L189 166H187L188 169L190 168ZM205 164H206V163H205ZM224 164H225V165H224ZM244 164H247V163H244V161H243L242 165L244 166ZM200 165H202V164H200ZM203 165H204V164H203ZM206 165H207V164H206ZM210 165H211V162L208 163V166H210ZM212 165H213V163H212ZM212 165H211V166H212ZM233 165H232V166H233ZM252 165H253V164H252ZM196 166H197V165H196ZM208 166H207V167H203V170H204V169H207V170L211 169L210 171H212V168H216V164H215V162H214V165H213V166H215V167L210 168V167H208ZM249 166H248V167H249ZM169 167H170V166H168V168H169ZM172 167H171V168H172ZM192 167H193V165H192ZM192 167H191V168H192ZM200 167H201V166H200ZM200 167L198 168V166H197V169H194V167H193L194 170H193V169H190V170H192V171H195V170H198V169H199V171H195V172L197 173V175H196V173L194 172V175H196V176L192 175V176H194V179H195L196 177H198V179H197L198 183H197V181H195V184H198V185H199L200 180H201L200 184H203V182L206 181L207 179L213 181V179H214V177H215L213 174H215V175L218 176V175L221 174L220 172H223V170L221 171V170L219 169L220 172L216 171V172H218L219 174L212 173V175H211L210 173H207V175H205L204 178H203L204 181H202V180H203L202 177H203V173H204V172L201 173V171H203V170H200V169H201ZM217 167H218V165H217ZM238 167H239V165L237 166V168H238ZM248 167H247V168H248ZM165 168H167V167H165ZM187 168H186V169H187ZM195 168H196V167H195ZM228 168L226 167L225 169L229 170ZM233 168H234V167H233ZM233 168H232V169H233ZM239 168H240V167H239ZM241 168H244V167L241 166ZM249 168H250V167H249ZM249 168H248V169H249ZM230 169H231V167H230ZM245 169H246V165H245ZM245 169H243V170H245ZM168 170L170 171L171 169H168ZM168 170H167L166 173L169 172ZM175 170H176V169H173V171H175ZM183 170H184V169H183ZM207 170H205V171L207 172ZM213 170H216V169H213ZM241 170H242V169H239V172H241ZM173 171L171 170L172 174H169V173H168L169 175L167 174L168 176H167V175H166V176H167V178L169 177V180H170V178L172 177V180H173V182H174V177H173L172 175L176 174V172L174 173ZM192 171H191V172H192ZM210 171H208V172H210ZM230 171L232 172V170H230ZM230 171H229V172H230ZM235 171H236V170H235ZM249 171L251 172L252 170L249 169ZM182 172H183V171H182ZM206 172H205V173H206ZM213 172H215V171H213ZM243 172H245V171H243ZM223 173H225V172H223ZM227 173H228V172H227ZM233 173H234V171H233ZM246 173H247V172H246ZM256 173H257V174H256V176H257L258 173H259V171L256 172ZM192 174H193V173H192ZM201 174H202V175H201ZM208 174L212 176V179H210L211 176L208 177V176H209ZM229 174H230V173H229ZM235 174H237V173L235 172ZM243 174H245V173H243ZM259 174H260V173H259ZM19 175H20V173L18 174V176H19ZM170 175H171V177H170ZM198 175H199V176L201 175V178H199ZM221 175H223V174H221ZM250 175H251V174H250ZM174 176H175V175H174ZM177 176H178V175H177ZM177 176H175V178H176ZM213 176H214V177H213ZM217 176H216V178H217ZM227 176H228V175H227ZM227 176H226V179H228ZM248 176H249V173L246 175V177H245V175H244L243 178H244L247 182L249 181V184L247 183L248 185H252V184L254 183V181H253V183H252V180H254V179H252V177H250V176H249V178H251V179H249ZM258 176H259V175H258ZM19 177H20V176H19ZM206 177H208V178L205 179ZM223 177H225V175H223ZM223 177H222V178H223ZM228 177H229V176H228ZM231 177H232V176H231ZM234 177H235V176H234ZM256 178H257V177H256ZM256 178H255V179H256ZM259 178H260V177H259ZM219 179H220V178H219ZM223 179H225V178H223ZM223 179H222V180H223ZM238 179L241 180V179H242L241 176H240ZM172 180H171V182H172ZM177 180L179 181L178 178H176V181H177ZM195 180H196V179H195ZM209 180H208V181H209ZM245 180H244V181L241 180V181H242L243 183H246ZM250 180H251V181H250ZM257 180H258V179H257ZM176 181H175L176 184H175L174 187H175V188H177V187L179 188V185H178L179 182H176ZM208 181L204 182V184L207 183ZM217 181H218V180H217ZM241 181H240V182H241ZM259 181H260V180H259ZM173 182H172V183H173ZM242 182H241V183H242ZM250 182H251L252 184H251ZM260 182H261V181H260ZM222 183H223V181H222ZM247 184L245 185L246 187H247ZM261 184H262V183H261ZM263 184H264V182H263ZM243 185H244V184H242V186H243ZM172 186H173V184H172ZM200 186H201V185H200ZM223 186H224V185H223ZM245 186H243V187L245 188ZM257 186H259V185H257ZM263 186H264V185H263ZM174 187H173V188H174ZM227 187H229V186H227ZM243 187H242V188H243ZM248 187H249V186H248ZM248 187H247V188H248ZM251 187H252V186H250V188H251ZM175 188H174V189H175ZM229 188H230V187H229ZM229 188H228V189H229ZM230 189H231V188H230ZM263 189H264V188H263ZM246 190H247V189H246ZM252 190H253V188H252ZM0 191H2V190H0ZM228 191H229V190H228ZM253 191H254V190H253ZM253 191H252V192H253ZM261 191H262V190H261ZM263 191H264V190H263ZM4 192H5V190H4ZM4 192H0V194L2 193L1 195H3ZM230 192H231V191H230ZM237 192L239 193V191H237ZM6 193H7V192H6ZM6 193H5L4 195L7 196ZM8 193L10 194V192H8ZM12 193H13V192H12ZM161 193H162V192H161ZM232 193H233V195H235L234 192H232ZM232 193H231V195H232ZM235 193H236V192H235ZM254 193H255V191H254ZM259 193H260V192H259ZM143 194H144V192H143ZM236 194H237V193H236ZM139 195H141V197H142V194H139ZM175 195H177V194H175ZM237 195H238V194H237ZM237 195H236V196H237ZM239 195H240V194H239ZM239 195H238V196H239ZM254 195H255V194H254ZM262 195H263V194H262ZM262 195L260 196V194H259V196H257V197H258V198H259V197H262ZM8 196H9V195H8ZM8 196H7V197H8ZM144 196H145V194H144ZM144 196H143V197H144ZM236 196H233V197H235V198L237 199ZM263 196H264V195H263ZM141 197H140V198L138 197V198L141 199ZM172 197H174V195H172ZM193 197H195V196L192 195V198H191V197H190V198L193 199ZM230 197H231V196H230ZM3 198H5V196H4ZM136 198H137V197H136ZM138 198H137V199H138ZM145 198H147V197L145 196ZM145 198H144V199H145ZM170 198H171V196H170ZM238 198H239V197H238ZM262 198H263V197H262ZM0 199L2 200L1 196H0ZM137 199H135V200H137ZM144 199H143V200H144ZM173 199H174V198H173ZM247 199H248V198H247ZM255 199H256V198H255ZM259 199H260V198H259ZM1 200H0V202H1ZM234 200H235V199H234ZM234 200H233V201H234ZM239 200H240V199H239ZM243 200H244V199H243ZM145 201H146V200H145ZM145 201H144V202H145ZM244 201H245V200H244ZM257 201H258V200H257ZM262 201H263V200H262ZM134 202H136V201H134ZM190 202H191V201H190ZM190 202H189V203H190ZM1 203H2V202H1ZM234 203H235V202H234ZM237 203H238V202H237ZM239 203H240V202H239ZM260 203H261V202H260ZM142 204H143V203H142ZM137 205L140 206L141 204H138V203H137L136 205L134 204V206H136L135 208H137ZM134 206H133V207H134ZM142 206H143V205H142ZM140 209H141V208H140ZM140 209L138 208L139 211H140ZM144 209H145V208H144ZM134 210H136V209H134ZM136 212H137V210H136L134 213H136ZM143 212H144V211H143ZM143 212H142V213H143ZM140 213H141V212H140ZM140 213H139V214H140ZM142 213H141V215H143ZM139 216H140V215H139ZM139 216H138V213H137V214H136V217L138 218ZM143 216H144V215H143ZM155 216H156V215H155ZM140 217L143 218L142 216H140ZM215 217L217 218V215H216ZM215 217H214V219H216ZM218 217H219V216H218ZM130 218H131V217H130ZM137 218H136V219H137ZM141 218H140V221L142 220L141 223H142V222L145 223L144 220L141 219ZM157 218H158V217H157ZM157 218H155V220H157ZM136 219L133 218L132 220L135 221ZM151 219H152V218H151ZM155 220L153 219V220H152L153 222H150V223H152L151 225H153V226L155 225V223H156V222L154 223ZM217 220H218V218H217ZM223 220H224V219H223ZM215 221H216V220H215ZM218 221H219V220H218ZM221 221H222V219H221ZM135 222H137V220H136ZM135 222H134V223H135ZM223 222H225V221H223ZM223 222H222V223H223ZM153 223H154V224H153ZM216 223H217V221H216ZM137 224H138V222H137ZM218 224H219V223H218ZM220 224H221V223H220ZM224 224H225V223H224ZM222 226H223V225H222ZM135 233H136V232H135ZM138 233H139V232H138ZM136 238H137V237H136ZM122 252H123V251H122ZM139 253H141V255L139 254V257H138V255H137V257L139 258V259H138V262H137V260L135 259V257L133 258V259L135 260V262L138 263V264H150L152 260L159 258V257H156L157 255L154 254L152 251L150 252V254H147L148 252L146 253V252H143V251H142V252L140 251ZM151 253H152V254H151ZM149 255H154L156 258H155L154 256L152 257V256H149ZM122 256H123V255H122ZM148 256L151 257V259H152V260L150 259L151 261H149ZM126 257H128V255H127ZM137 257H136V258H137ZM122 258H123V257H122ZM124 259H125L126 263H127V261H129L128 258H127V259L124 258ZM124 259H123V262H124ZM129 259H130V258H129ZM133 259H131V261H133ZM160 259H161V256H160ZM157 260H159V259H157ZM159 261H160V260H159ZM159 261H156V262H155V260H154V263L160 264V262H163V258H162V261H160V262H159ZM126 263H124V264H126ZM129 263H130V262H129ZM152 263H153V262H152ZM152 263H151V264H152ZM163 263H164V262H163ZM163 263H161V264H163ZM130 264H131V263H130Z\"/></svg>", "mask_w": 264, "mask_h": 264}]
</instances>
